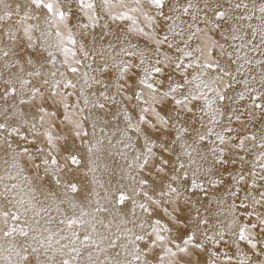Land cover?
Listing matches in <instances>:
<instances>
[{
	"label": "snow or ice",
	"instance_id": "1",
	"mask_svg": "<svg viewBox=\"0 0 264 264\" xmlns=\"http://www.w3.org/2000/svg\"><path fill=\"white\" fill-rule=\"evenodd\" d=\"M0 264H264V0H0Z\"/></svg>",
	"mask_w": 264,
	"mask_h": 264
}]
</instances>
